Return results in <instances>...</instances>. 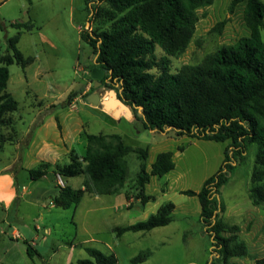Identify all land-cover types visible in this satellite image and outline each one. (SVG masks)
<instances>
[{"label":"rangeland","instance_id":"374dc122","mask_svg":"<svg viewBox=\"0 0 264 264\" xmlns=\"http://www.w3.org/2000/svg\"><path fill=\"white\" fill-rule=\"evenodd\" d=\"M230 1L213 0L197 10L198 20L187 47L170 57L172 72L182 64H197L220 46L248 35L243 3L231 12ZM88 18L84 0H5L0 4V23H5L0 29V56L8 52L6 38L16 33L10 22L33 25L17 42L25 57H33L32 62L25 67L16 63L7 66L6 90L17 101L18 109L11 113L15 131L11 126H0V264H78L77 260L88 257L86 247L114 254L116 264H221L212 258L210 238L199 221L197 197L181 191L200 189L220 166L228 141L177 137L171 132L146 129L128 105L131 119L117 106L113 111L118 115L114 116L113 111L87 103L85 94L97 91L106 97L111 89L101 84L93 87L90 70L94 54L80 38L82 29H104L108 23L96 18L88 22ZM221 20L225 21L221 30H213ZM260 35L264 41V28ZM155 51L158 56L163 54L159 46ZM70 91L78 93L62 106ZM40 117L44 125L37 122ZM58 130L69 134L70 149L78 154L85 151L84 134L118 133L126 145L147 149V171L162 151L172 152L175 166L161 176H150L145 192L155 200L142 204L135 197L139 159L130 151L125 156L127 176L118 193H85L76 205L56 207L53 197L58 190L57 176L48 169L43 177L33 180L28 170L38 167V146L55 138ZM29 138L32 144L26 147ZM254 152L255 145H251L220 187L219 196L225 206L223 220L237 224L238 239L250 254L261 256L264 207L253 206L249 198ZM68 160V155H62L59 162ZM82 180L81 175L62 179L73 188L81 187ZM168 200L174 209L173 220L167 225L129 230L119 236L112 231L114 226L146 219ZM125 201L130 202L128 206ZM144 252H148L145 260H131ZM230 261L254 264L248 256L232 257Z\"/></svg>","mask_w":264,"mask_h":264},{"label":"trees","instance_id":"16d2710c","mask_svg":"<svg viewBox=\"0 0 264 264\" xmlns=\"http://www.w3.org/2000/svg\"><path fill=\"white\" fill-rule=\"evenodd\" d=\"M30 2V0H28ZM88 22L93 18L108 23L104 29H82L80 38L91 46L92 68L103 71L101 85L116 90L117 96L130 106L146 129L171 132L205 140L228 141L218 169L208 176L198 191L184 189L181 193L196 196L199 221L208 233L212 258L221 264H235L232 257L248 256L254 264H264V254H250L238 239V225L222 218L225 206L219 196L220 187L229 179L248 148L255 145L249 198L254 206L264 207V28L263 0H231L229 11L243 3V21L248 35L234 43L222 45L197 64H182L170 70L171 56L187 47L198 20L197 10L213 0H84ZM224 20L213 30L220 31ZM16 33L6 38L8 52L0 56V126H11V113L18 103L6 90L7 66L25 67L33 57H25L17 47L24 30L32 24L10 22ZM5 23H0V29ZM159 46L162 55L156 54ZM78 92L70 91L67 106ZM87 94L84 95V98ZM83 154L68 153L67 163L40 162L28 170L33 180L51 169L62 179L83 176L81 187L58 185L53 204L68 208L76 205L85 193L116 194L127 176L125 156L133 151L139 159L135 197L142 203L154 201L145 192L151 175L161 176L173 169L171 151L157 154L146 169L147 149L126 145L118 133H86ZM174 204L163 202L146 219L125 226H114L117 236L125 231H146L164 226L173 220ZM88 257L78 264H116L114 254H105L93 247L85 248ZM29 252V248H27ZM148 252L139 253L132 261H143Z\"/></svg>","mask_w":264,"mask_h":264},{"label":"crops","instance_id":"0c3cea01","mask_svg":"<svg viewBox=\"0 0 264 264\" xmlns=\"http://www.w3.org/2000/svg\"><path fill=\"white\" fill-rule=\"evenodd\" d=\"M15 22H20V21H15ZM27 23H29V22H27ZM37 122L38 123H42V125H44L43 117H40L37 120ZM28 132L23 133V137H25ZM31 138H32V135H31ZM31 138H29V141L27 142L26 147L30 146L32 144V139ZM70 144H71V141H70L69 134L65 135L63 133H60V131L58 130V134H57V136L55 138H53L49 142H45L44 141L38 146V150L37 151L39 153L38 155L40 156L39 157V163L40 162H49V163H52V164L56 163V162L60 163L59 162L60 157L62 155H68L69 151L72 150V149H70ZM56 176H57V178H55V179H56L57 186L58 185L63 186L64 182L62 181L61 177L59 175H56ZM129 203L130 202L125 201L124 205L128 206Z\"/></svg>","mask_w":264,"mask_h":264},{"label":"water","instance_id":"95a60500","mask_svg":"<svg viewBox=\"0 0 264 264\" xmlns=\"http://www.w3.org/2000/svg\"><path fill=\"white\" fill-rule=\"evenodd\" d=\"M3 1L5 0H0V4ZM87 26H88V22H87ZM102 76H103V71L100 68L97 67L91 68L90 77L94 79V83H93L94 88H96L101 84ZM106 97L97 91H92L86 95L85 100L87 103H91L92 105L95 106L99 105L103 110L107 112H112L113 109L117 106L120 109H124L127 113V117L131 119V115L129 113V109L127 105L117 96V93L114 89L111 88L107 92ZM112 114L114 116H117L118 111H113Z\"/></svg>","mask_w":264,"mask_h":264}]
</instances>
